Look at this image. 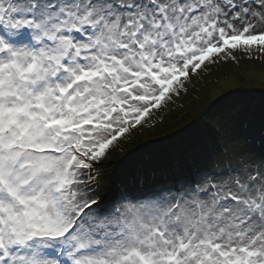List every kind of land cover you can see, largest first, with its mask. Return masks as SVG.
<instances>
[{"label":"snow or ice","instance_id":"snow-or-ice-1","mask_svg":"<svg viewBox=\"0 0 264 264\" xmlns=\"http://www.w3.org/2000/svg\"><path fill=\"white\" fill-rule=\"evenodd\" d=\"M240 57L264 59V0H0V264H264V88L185 126L213 146L178 150V182L100 183L110 149Z\"/></svg>","mask_w":264,"mask_h":264},{"label":"rangeland","instance_id":"rangeland-1","mask_svg":"<svg viewBox=\"0 0 264 264\" xmlns=\"http://www.w3.org/2000/svg\"><path fill=\"white\" fill-rule=\"evenodd\" d=\"M240 59L241 63L239 66L231 60L227 61V63L221 61L218 66L209 64L207 71L201 72L193 80V83L188 86L189 93L187 95L157 113L158 118L155 119L153 126L134 130L130 138L122 140L119 146L110 149L111 155L103 161L104 166L101 169L102 179L100 183L102 193H106L111 197L123 186L128 194L143 196L151 191L178 182L174 180L171 183L160 184V182L156 181L154 190H151V187L140 189L132 184L134 180L138 179V182H136L140 185L142 179L147 177V175L151 177L153 173L158 172L160 174V165L161 162L163 163V148L165 146H169L172 149L177 159L179 156L178 150L185 146L187 141L191 142L193 139L199 143H207L209 141L211 146H205L211 150L213 146L212 138L202 124L200 127L191 128L187 132L184 131V128L194 118L199 119L203 112L206 111L209 103L221 94L234 89H254L259 91L264 88V81L259 78L264 75V59L248 60L246 57H240ZM233 83L235 85H231ZM203 122L214 123L208 118L207 120L204 119ZM241 131H243V128H241ZM145 144L149 145V147L144 148ZM139 145H141L140 150L135 151V146ZM252 147L254 150L259 151V145L253 144ZM133 151L136 154H147V160L137 159L136 154L135 156L133 155ZM148 160L150 164H148ZM110 163L112 164L110 168L112 171L106 174L104 169ZM120 164L123 165L125 174L117 180V171L120 168ZM146 168H148L147 171H145ZM128 177L132 179V182H129ZM105 178H108L107 182H104Z\"/></svg>","mask_w":264,"mask_h":264},{"label":"trees","instance_id":"trees-1","mask_svg":"<svg viewBox=\"0 0 264 264\" xmlns=\"http://www.w3.org/2000/svg\"><path fill=\"white\" fill-rule=\"evenodd\" d=\"M204 119L207 120V118H204ZM188 143L189 142L187 141L186 144H188ZM201 144L207 145L209 147L211 146V143L209 141L207 143L202 142ZM256 145H258V144H256ZM140 148H141V145L135 146L134 150L138 151V150H140ZM163 149H162L163 150V158H162L163 163L161 162V165H160L161 166L160 171H159L160 174H158V172H157V173H153L151 175V177L149 175H147V177H144L142 180L144 181V179H145V181H146L145 185L153 183V181H151L152 179H155V181L160 182V184L164 183V182H172V179H174L175 177H178V179H180L181 174H180L179 168L177 167L176 155L174 156V153L172 152V149L169 146L168 147L165 146ZM167 151H169V152H167ZM132 153L135 156L136 153H134V151ZM136 157H137V159H140V160H147V154H145V153L144 154H136ZM148 164H150L149 160H148ZM111 165L112 164L110 163L109 166L105 167L104 170L106 171V174H109V172L111 173V171H112V169L110 170ZM147 169L148 168H146L145 171H147ZM124 170L125 169H124L123 165L120 164V168L118 170L117 180L120 179L122 177V175L125 174ZM128 179H129V182H132L131 178L128 177ZM107 181H108V178H105L104 182H107ZM136 181L138 182V179Z\"/></svg>","mask_w":264,"mask_h":264},{"label":"bare ground","instance_id":"bare-ground-1","mask_svg":"<svg viewBox=\"0 0 264 264\" xmlns=\"http://www.w3.org/2000/svg\"><path fill=\"white\" fill-rule=\"evenodd\" d=\"M259 78H260L261 81H264V75L260 76ZM231 85H235V84L233 83ZM152 181H153V183H151L149 185H151V190H154V188H156V184H155L156 181H155V179H153Z\"/></svg>","mask_w":264,"mask_h":264}]
</instances>
